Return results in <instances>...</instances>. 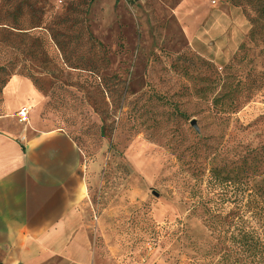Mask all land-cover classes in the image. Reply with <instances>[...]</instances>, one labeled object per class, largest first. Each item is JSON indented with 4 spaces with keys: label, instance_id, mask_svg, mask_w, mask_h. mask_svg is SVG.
Wrapping results in <instances>:
<instances>
[{
    "label": "rangeland",
    "instance_id": "374dc122",
    "mask_svg": "<svg viewBox=\"0 0 264 264\" xmlns=\"http://www.w3.org/2000/svg\"><path fill=\"white\" fill-rule=\"evenodd\" d=\"M228 8L248 28L215 64L189 37ZM21 110L84 152L89 211H127L128 264H212L195 179L264 188V0H0V129Z\"/></svg>",
    "mask_w": 264,
    "mask_h": 264
},
{
    "label": "crops",
    "instance_id": "0c3cea01",
    "mask_svg": "<svg viewBox=\"0 0 264 264\" xmlns=\"http://www.w3.org/2000/svg\"><path fill=\"white\" fill-rule=\"evenodd\" d=\"M247 28L237 8L211 11L194 23L190 45L223 64ZM20 88L12 80L4 90L15 94L13 109H22ZM87 166L75 141L36 112L0 129V264H128L116 233L127 211L88 210Z\"/></svg>",
    "mask_w": 264,
    "mask_h": 264
},
{
    "label": "trees",
    "instance_id": "16d2710c",
    "mask_svg": "<svg viewBox=\"0 0 264 264\" xmlns=\"http://www.w3.org/2000/svg\"><path fill=\"white\" fill-rule=\"evenodd\" d=\"M195 180L192 199L203 212L212 264H264V188L216 170Z\"/></svg>",
    "mask_w": 264,
    "mask_h": 264
},
{
    "label": "built area",
    "instance_id": "2783aa9c",
    "mask_svg": "<svg viewBox=\"0 0 264 264\" xmlns=\"http://www.w3.org/2000/svg\"><path fill=\"white\" fill-rule=\"evenodd\" d=\"M27 114H28V112H26L25 110L19 111V113H18L19 120L21 122H26L27 121Z\"/></svg>",
    "mask_w": 264,
    "mask_h": 264
}]
</instances>
